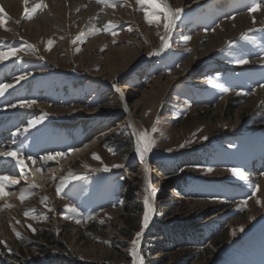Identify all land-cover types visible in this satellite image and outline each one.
<instances>
[{"label": "rangeland", "instance_id": "rangeland-1", "mask_svg": "<svg viewBox=\"0 0 264 264\" xmlns=\"http://www.w3.org/2000/svg\"><path fill=\"white\" fill-rule=\"evenodd\" d=\"M91 1L96 12L86 20L80 16L86 10L68 14L59 1H50L41 17L64 26L56 28L34 26L40 12L26 18L22 5L7 11L0 3L8 18L0 26V49H22L0 62V84L13 85L0 97V151L24 154L27 177L19 190L39 184L23 202L18 190L0 203L13 205L0 210V264H132L129 252L141 230L146 166L156 196L139 240L144 264H264V98L245 103L255 96V85L264 83V28L250 27L212 55H202L207 38L221 35L225 21L248 13L249 0H167L172 9L183 11L169 47L158 56L149 53L165 34L163 14L159 24L149 25L147 6L138 0H116V7ZM109 22L116 27L105 32ZM96 28L101 31L90 34ZM49 39L54 43L46 50ZM241 57L249 63L237 64ZM125 62L129 68L109 75ZM22 75L25 79L18 80ZM22 100L36 103L21 108ZM44 113L41 123L23 131ZM129 124L136 131L149 130L155 141L146 165L135 152ZM18 129L20 134L13 135ZM71 149L81 150L72 156ZM48 152L69 155L40 160ZM10 163L16 161L1 158L0 175L7 176L2 169ZM105 165L111 170L103 171ZM47 168L53 170L45 183L30 181L32 171L44 179ZM231 168L243 170L248 180L259 177L253 185H263L255 196L252 184L246 187L248 180L234 177ZM69 171L79 179L61 199L55 185ZM44 196L54 211L41 203ZM65 205L96 219L80 224L65 219L70 215ZM26 210L34 212L25 217Z\"/></svg>", "mask_w": 264, "mask_h": 264}, {"label": "snow or ice", "instance_id": "snow-or-ice-1", "mask_svg": "<svg viewBox=\"0 0 264 264\" xmlns=\"http://www.w3.org/2000/svg\"><path fill=\"white\" fill-rule=\"evenodd\" d=\"M25 5L28 4V0H24ZM98 3H104L108 6L111 7H116V0H98ZM138 3L141 5H146L147 8L144 10V17L146 22L151 25L154 22L159 24L160 22V14H163L164 17V24H163V28H164V35L160 36V41H161V45L160 47L153 51L150 52L149 55H154V56H158L160 55L162 52H164L165 49H167L169 47V38L171 35V32L173 31V29L176 26V21L180 19L181 13H182V9H172L169 4L167 3V0H138ZM43 7H47V5H42L41 3H37L34 7H32L30 10L26 7L25 8V16L26 18H31L32 15H34L35 13H37V11L39 9H41ZM264 10V5H262L261 2H259V0H252V4L250 6H248V12L254 13L256 11H262ZM7 15L3 14V9H0V26H5L7 23ZM234 19V17H233ZM253 22L255 23V20H253ZM116 27L115 24L109 22L108 24H106L104 26V31L108 32L111 29H114ZM251 30V29H250ZM101 30L99 28L93 29L92 32L90 34H96L98 32H100ZM116 32H112V35H116ZM83 33L80 34V36H78L76 39H74L72 41L73 44H76L78 40H81V38L83 37ZM245 36V34H241V38L243 39ZM186 39H190V37L186 38ZM54 41L52 39H49L47 41V49L46 50H50L51 46L53 45ZM28 48H31L33 50H35L34 45L32 44H27ZM22 49L20 48H14V47H9L6 49H0V62H3L6 59L11 58L12 56H15L19 51H21ZM77 52L80 51L79 48L76 49ZM190 51V49H189ZM262 61H264V58H261ZM237 64H247L249 63V60L246 58H239L236 60ZM18 80H22L25 79V76H20L17 78ZM209 84H211L214 88H218L222 91H226L227 89L224 87L223 84L221 83H217L214 80H209L208 81ZM13 87L12 84H0V96H2L4 94V92L6 91V89ZM260 87H264V85H261ZM113 88L116 89L117 92H119V88L113 84ZM244 93L241 92H237V95H242ZM248 95H250L251 93H247ZM122 98V97H121ZM36 101L35 100H22L19 103V107L21 108H30L33 106V104H35ZM12 107H16V105H12ZM125 110H127V107L125 105ZM47 116V113H44L43 116L39 119H33L28 121L27 127L23 129V131H27L29 128L35 127L37 124L41 123L42 120ZM129 128L132 129L131 131V135L134 137L135 139V152L136 154L139 156L141 162H144L146 165V156L148 153H150L152 151V148L154 147L155 141L152 137V135L150 134L149 130L145 129L143 131H136L134 129V127L129 124L128 125ZM20 129L17 130L16 133H14L13 135H19L20 134ZM156 129L153 126V128L151 129V132H155ZM204 139H207V137H204ZM184 145H180V147H183ZM111 151V149H109ZM70 151L75 152V151H79V149H71ZM168 151H172V149H168ZM19 150H7V151H0V157L3 158H12L16 161L17 166L20 168V173L22 176H24L25 178L27 177V173L25 172V162H24V154L22 152L19 153ZM69 155V152H48L46 155L40 157V160L43 161H48V160H58V158H63ZM27 160L32 161L33 164L36 163V161H34L32 159L31 156H27L26 157ZM93 159L96 160H100V157L96 154H93ZM124 165L122 164H113L111 165V168H122ZM111 168L107 165L104 166L103 171L108 172L111 170ZM99 169H94V171H98ZM209 171H212V169H208ZM148 168L147 166L144 169V197H143V218H142V224H141V230L135 233V238L131 241V248H130V252L129 255L131 257L132 260V264H144V257L141 254L140 251V237L143 234L144 229H146L149 225V221L153 215L154 209H153V200L155 199L156 193L155 191H153L151 189V185L149 182V176H148ZM229 171L231 172V174L234 177H237L238 179H240L241 181H245L247 182V175L244 173L243 170L239 169V168H231L229 169ZM35 172L40 173L41 169L39 167H37L35 169ZM75 179H79L78 176L74 175L71 171H69L67 176H63L59 179V182L56 183L55 185V191H56V196L59 198H63L62 193L64 195H66L67 193L65 192V189L71 184V182ZM19 184L18 180H13L11 179L9 176H4V175H0V199H3L4 197L8 196L9 193L8 191H6L7 188L13 187L15 185ZM39 187V185H37L35 182L29 184L27 187L21 188L20 191V195H19V199L21 202H23L28 196H30L32 194L31 189L37 188ZM252 188V196L256 195L257 190L259 189V185H251ZM47 197L44 196L41 198V203L45 204V201H47ZM120 203H123L122 201ZM244 206L247 205V200L242 202ZM257 203H260L259 200H257ZM13 207V205L5 203L3 205H0V210H3L4 208H11ZM45 207H47V205L45 204ZM65 208L67 209V211L70 213V215L65 216V219H71L74 220L77 224H80L82 222H88L91 220L96 219V216L93 215L91 212L89 213H85L83 211H81L77 206L75 205H65ZM47 210L49 212L54 211L55 209L47 207ZM30 212H34V210H26L24 212L25 217H29L30 216ZM31 218L35 219V216H32ZM43 219H48L47 216H44ZM110 219V217H109ZM101 224L104 223V220H100L99 221ZM17 223H19V221H17ZM28 227L33 231V233L35 232V229L31 228V225H28ZM243 230V229H241ZM13 231L15 232L17 238H20V233L17 232L15 230V228H13ZM234 234V233H233ZM0 243H4L3 241H0ZM104 243L106 244H110V241H104ZM11 251V250H9Z\"/></svg>", "mask_w": 264, "mask_h": 264}, {"label": "bare ground", "instance_id": "bare-ground-1", "mask_svg": "<svg viewBox=\"0 0 264 264\" xmlns=\"http://www.w3.org/2000/svg\"><path fill=\"white\" fill-rule=\"evenodd\" d=\"M50 1H53L54 3H56V0H28V4L27 5H25L24 0H0V3L2 4L3 7H5V9L7 11L9 9H11V7L14 6L15 4H17V6H19V7H20V5H22V7H24V11H25V8L26 7L30 10L37 3H41L42 5H47L48 7H50L51 5H53V4L50 3ZM57 1H59V3H61V5L65 6L68 14H71V13H74V12L77 13L80 10H86V12H82V14L80 15L82 20H86L88 18L87 15L93 14V13L96 12V5H94L91 0H57ZM259 2H261L262 5H264V0H259ZM249 3L251 5L252 4V0H249ZM220 9L223 10V8H220ZM38 12H40L41 14L39 16H36L32 20V24L34 26H41V24L42 25L45 24L46 26H48V28L64 27L62 25H59L58 22L53 21V19H51V18L41 17V15H43V13L46 14L45 7L42 6V8L37 11V13ZM36 14H34V15H36ZM96 15H98V14L96 13ZM78 16L79 15H77V18H78ZM234 20L235 21H233V22H230L229 20H227V21L224 22V24L221 25V30L223 31L221 35H219V36H216V35L211 36L210 35L207 38L208 41H207V43L203 47V48H205L204 49V52L202 53L203 56L204 55H206V56L208 55L209 56L213 51H215L216 49H218L219 47H221L222 45H224V41L225 40L228 41V39H232L233 37H235L236 35H238V33L243 32L244 30L249 29L250 27H258V28L260 27V28H264V10H262V11H256V12L251 13V14L248 12V13L242 15V16L236 17ZM253 20H255L254 25H252ZM249 24H251V25H249ZM199 43H200V41H199ZM228 43H229V41H228ZM95 48H96V46H95ZM196 48H200V47H198L196 45ZM53 61L57 63V60L56 59H53ZM219 61H220V63H219L220 66L224 64V62H222V60H219ZM261 61H262V59H261ZM108 65H111V63H108ZM129 65H130L129 63L125 62L122 67H119L118 69H117V67H115V68L109 70L110 71L109 72L110 73L109 75L115 76V75H117L119 73H122L127 68H129ZM184 66H185V70L188 71L191 65H189V62L188 61H186L184 63ZM229 66H231V65H229ZM161 79H162L161 77L158 78V80H161ZM261 85H264V83L263 84H257V85H255V87H256L255 93L253 92L255 94V96L249 98L248 100L246 99L247 101L245 103L251 102V99L254 100L255 98H259L260 100H262L264 98V87H260ZM8 93L9 92H7V89H6L5 93L2 96H0V97H3V96H5ZM222 101H225V99H222ZM256 101H258V100H256ZM252 102H254V101H252ZM258 104H260V103H258ZM261 107L262 106H260V108ZM10 111H13V108H11ZM5 113H6V111H5ZM80 150L81 149H79V151ZM79 151L71 152L72 156L78 154L77 152H79ZM72 156H70L69 158H71ZM1 158H3V157H0V162H1ZM257 159H259V158H257ZM257 163H260V162L257 161ZM6 168L8 169L7 172H9L7 174V176H9L13 180H18L19 181V184H17V185H15L13 187H10V188H7L6 189V191H8V193H9V195L6 196V197H15L17 195V192H18L20 186H22L24 184L25 178L22 179L23 176H20L19 173H16V171H19L20 170V168L17 166V164L10 163V164L7 165ZM52 170L53 169H48L47 168L46 175L44 176V179L42 177L40 178L41 175L35 173L34 171H32L31 172V175H29L28 177H30V181L39 180V182H40V180H41L40 183L43 184L47 180V178H45V177L46 176H49V174H51V171ZM246 170H249V169L246 168ZM256 178L259 179V177H253V178L251 177L249 180L247 179L248 182H249V184L246 183L247 184L246 187H250L249 185H251V184L253 185V183H254L253 181ZM262 185H263V183H260L259 184V186H262ZM6 197H4L3 199H0V203L3 202V201H5L7 199Z\"/></svg>", "mask_w": 264, "mask_h": 264}, {"label": "trees", "instance_id": "trees-1", "mask_svg": "<svg viewBox=\"0 0 264 264\" xmlns=\"http://www.w3.org/2000/svg\"><path fill=\"white\" fill-rule=\"evenodd\" d=\"M130 196V195H129Z\"/></svg>", "mask_w": 264, "mask_h": 264}]
</instances>
